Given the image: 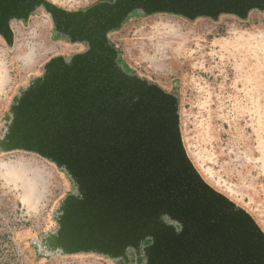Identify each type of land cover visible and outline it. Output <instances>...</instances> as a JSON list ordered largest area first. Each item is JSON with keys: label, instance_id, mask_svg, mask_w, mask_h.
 Returning <instances> with one entry per match:
<instances>
[{"label": "water", "instance_id": "1", "mask_svg": "<svg viewBox=\"0 0 264 264\" xmlns=\"http://www.w3.org/2000/svg\"><path fill=\"white\" fill-rule=\"evenodd\" d=\"M40 9L57 36L88 49L47 62L19 90L0 133V155L36 154L72 182L55 226L34 240L36 251L124 264H264L262 229L190 160L179 97L125 69L108 38L134 13L246 19L264 11V0H112L77 12L47 0H0L8 46L12 22Z\"/></svg>", "mask_w": 264, "mask_h": 264}, {"label": "rangeland", "instance_id": "2", "mask_svg": "<svg viewBox=\"0 0 264 264\" xmlns=\"http://www.w3.org/2000/svg\"><path fill=\"white\" fill-rule=\"evenodd\" d=\"M69 12L112 0H47ZM14 44L0 36V133L19 90L51 59L84 53L57 36L43 9L13 21ZM119 62L180 101L183 144L202 179L246 210L264 232V11L218 20L132 14L109 33ZM68 176L24 151L0 155V264H124L93 254L41 256L34 240L55 226Z\"/></svg>", "mask_w": 264, "mask_h": 264}, {"label": "flooded vegetation", "instance_id": "3", "mask_svg": "<svg viewBox=\"0 0 264 264\" xmlns=\"http://www.w3.org/2000/svg\"><path fill=\"white\" fill-rule=\"evenodd\" d=\"M65 37V36H64Z\"/></svg>", "mask_w": 264, "mask_h": 264}]
</instances>
